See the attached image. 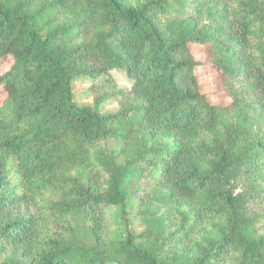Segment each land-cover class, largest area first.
Masks as SVG:
<instances>
[{
	"label": "trees",
	"instance_id": "obj_1",
	"mask_svg": "<svg viewBox=\"0 0 264 264\" xmlns=\"http://www.w3.org/2000/svg\"><path fill=\"white\" fill-rule=\"evenodd\" d=\"M7 59L0 264H264V0H0ZM203 63L230 103L202 91ZM115 68L133 81L106 94L117 112L75 102V79ZM149 178L146 228L111 241L105 208L126 219Z\"/></svg>",
	"mask_w": 264,
	"mask_h": 264
},
{
	"label": "rangeland",
	"instance_id": "obj_2",
	"mask_svg": "<svg viewBox=\"0 0 264 264\" xmlns=\"http://www.w3.org/2000/svg\"><path fill=\"white\" fill-rule=\"evenodd\" d=\"M191 48L195 52L197 59L201 61L206 60L204 55L203 46L192 44ZM87 62L94 64L95 57L91 53L87 59ZM11 60L7 59L5 63L0 65V73H3L10 65ZM111 78L108 76H102L93 80L89 76H81L74 80V94L75 102L80 105H92L96 97H101L105 94L106 99L101 104L100 111L103 114H111L117 112L120 109V99L118 97H107V93L110 91V87H116L117 89L130 90L133 84L131 78L128 77L125 70L122 68H115L110 72ZM197 74L202 84V91L209 95V98L214 103L228 104L232 98L224 91H220L217 82V73L209 64L203 63L197 68ZM101 84V88L98 85ZM3 96V95H2ZM258 109L264 112V105H259ZM135 187L141 188L138 193H132L127 201V213L126 219L122 218L120 207L116 205H109L105 208V217L107 218L108 235L111 241L125 237L127 232L138 234L146 228V221L143 220L141 215L142 210L145 207L144 201L146 199H152L158 196L161 192V186L157 181L152 178L146 179ZM132 188V186H130ZM150 202L148 205L150 208L157 209V216L164 214L167 211L163 204L158 201ZM178 221L175 217L173 210L170 211L169 216L163 222V225L168 230H175ZM79 235V232H77ZM85 243L93 242L89 233L83 240ZM108 242V244L111 243Z\"/></svg>",
	"mask_w": 264,
	"mask_h": 264
}]
</instances>
